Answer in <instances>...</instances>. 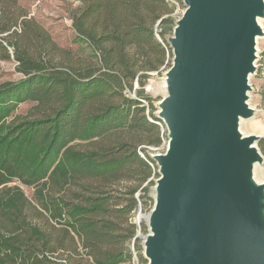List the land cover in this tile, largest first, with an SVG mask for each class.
I'll return each mask as SVG.
<instances>
[{
    "label": "trees",
    "instance_id": "obj_1",
    "mask_svg": "<svg viewBox=\"0 0 264 264\" xmlns=\"http://www.w3.org/2000/svg\"><path fill=\"white\" fill-rule=\"evenodd\" d=\"M76 1L72 29L90 49L86 61L59 48L18 0H0V60L12 50L23 76L0 84V122L35 104L9 129L16 148L0 152V264H133L134 251L147 264L130 218L140 203L154 204L147 186L157 167L146 150L164 134L143 87L173 57L175 7ZM134 82L141 89L131 96ZM258 148L264 156V137ZM14 182L35 188L36 205ZM30 211L45 222L33 223Z\"/></svg>",
    "mask_w": 264,
    "mask_h": 264
},
{
    "label": "water",
    "instance_id": "obj_2",
    "mask_svg": "<svg viewBox=\"0 0 264 264\" xmlns=\"http://www.w3.org/2000/svg\"><path fill=\"white\" fill-rule=\"evenodd\" d=\"M168 39V146L143 237L147 264H264L259 136L243 137L264 0H183ZM141 210V208L139 209ZM140 231L137 232V237Z\"/></svg>",
    "mask_w": 264,
    "mask_h": 264
},
{
    "label": "rangeland",
    "instance_id": "obj_3",
    "mask_svg": "<svg viewBox=\"0 0 264 264\" xmlns=\"http://www.w3.org/2000/svg\"><path fill=\"white\" fill-rule=\"evenodd\" d=\"M181 2L170 0L174 5L175 10L172 14L174 19L180 18L185 6L183 0ZM18 6L22 10V13L27 14L28 19L34 20L39 24L51 37L52 41L61 49L68 50L71 54L81 61L90 58V49L84 44L77 41L76 34L72 29V14L79 6L76 0H18ZM2 2L0 9L2 8ZM261 28L264 32V16L260 18ZM18 31L20 28L18 27ZM158 40L159 37H157ZM170 37H167L169 39ZM10 60H0V84L5 82H16L23 78V76L17 72V63L14 60L13 52L10 50ZM172 64V58L170 55L166 56L165 66L160 69V73H151L149 78L146 80L143 87L144 94L148 95L155 108L156 116L160 113L161 103L166 101L170 95L168 88V77L167 73ZM250 91L248 92V106L253 111V116L246 121L239 122V132L243 136L254 135L264 137V35L257 38L256 43V61H255V72L249 78ZM140 86L138 83H133V89L130 92L128 89L126 92H130L131 96H135L134 92L138 91ZM147 105L146 103H144ZM34 103L24 102L17 105L10 113V115L0 122V152H4L8 147L16 148L17 144H12V140L9 139V129L20 121H23L26 117H30L34 108ZM163 132V140L159 147L147 148V154L150 157H154L159 154H164L168 146V132L164 124H158ZM258 147V142L256 143ZM31 158L34 154H28ZM143 156V155H142ZM157 167V165H156ZM155 172L158 174V167L155 168ZM155 175L151 178V184L148 185V196L153 200L155 197L156 180L158 176ZM254 180L258 184H264V159L258 164L254 171ZM8 187H19L24 193L25 197L33 202L35 188L24 186L18 182L9 184ZM123 184H119L116 188L121 189ZM152 202H149L146 206L140 203L141 210H137L130 218L131 223L135 224L141 238V245L143 247V237L148 233V227L145 218H140V222L137 225V219L139 216H147L150 207L152 208ZM32 216V222L42 225L45 222V217ZM134 251V250H133ZM133 264H145L141 261L139 256L134 251ZM144 253V249H143ZM142 253V255H143ZM143 258L145 259L144 255Z\"/></svg>",
    "mask_w": 264,
    "mask_h": 264
},
{
    "label": "bare ground",
    "instance_id": "obj_4",
    "mask_svg": "<svg viewBox=\"0 0 264 264\" xmlns=\"http://www.w3.org/2000/svg\"><path fill=\"white\" fill-rule=\"evenodd\" d=\"M258 24L261 26V24H260V19H258ZM250 111L251 112H253L251 109H250ZM253 116V114L251 113V116H250V118ZM247 119H245V120H240V121H246ZM242 135V134H241ZM243 136V135H242ZM248 136H251V135H248ZM248 136H243V137H248ZM261 163V161H258V162H255L254 164H253V167H252V180H253V182L256 184V185H262L263 186V203H264V184H258V183H256L255 182V180H254V171H255V168H256V166L258 165V164H260ZM262 215H263V218H264V210H262Z\"/></svg>",
    "mask_w": 264,
    "mask_h": 264
}]
</instances>
